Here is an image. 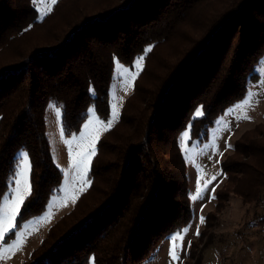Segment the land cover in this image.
<instances>
[{
	"label": "trees",
	"instance_id": "trees-1",
	"mask_svg": "<svg viewBox=\"0 0 264 264\" xmlns=\"http://www.w3.org/2000/svg\"><path fill=\"white\" fill-rule=\"evenodd\" d=\"M141 56L119 121L97 144L91 183L26 264H144L186 227L192 208L178 138L189 130V144L207 142L259 82L264 0H58L43 20L32 0H0V193L21 152L33 164L34 194L18 229L46 211L63 182L47 133L50 102L63 105L66 138L92 105L107 120L115 61L131 67ZM257 128L222 162L245 203L264 195Z\"/></svg>",
	"mask_w": 264,
	"mask_h": 264
},
{
	"label": "rangeland",
	"instance_id": "rangeland-1",
	"mask_svg": "<svg viewBox=\"0 0 264 264\" xmlns=\"http://www.w3.org/2000/svg\"><path fill=\"white\" fill-rule=\"evenodd\" d=\"M49 6L52 7L48 3L38 4L39 13ZM132 66L128 68L131 69ZM143 66L144 60L142 61V69ZM256 72L260 76V80L259 82L250 84L248 88V92L251 91L256 94L253 100V106L245 109L247 115L251 117L250 120L237 119V116L242 115V112L228 115L229 111L235 108L236 105L244 102L245 97L244 100L232 106L218 118L215 126L210 131L207 142L202 145H191L187 141V138L185 140L187 146L194 149L193 155L196 157L197 163L204 168V172L201 174V186H203L206 180H211V177L217 172H222V175L218 176L217 180L213 181L209 186L210 188L215 187L214 193H207L203 200L196 202H193L190 198L192 219L186 225V227L190 226L187 234L185 235L182 231L180 232L181 235H185L184 249L180 251V260H172L169 255L171 247L169 237L172 236L170 235L162 241L158 250L144 264H264V195L259 201L245 203L241 198L231 192L233 191V186L228 187L230 184L226 182V175L222 169V162L226 156L229 160H234L232 155L236 141L244 143L245 139L250 135V132L260 124L262 126L255 131L256 133L258 131L264 132V87L261 86L264 85V58L256 67ZM134 82L131 87H128L126 92L120 89L117 90L118 100L116 102L118 105L119 119L123 105L133 91ZM116 83L117 81L112 78L110 85V116L112 86ZM46 121L53 160L56 167L64 176L60 187L61 189L66 182L65 170L69 167L68 149L60 138V126L56 122L54 111L49 106L46 110ZM225 123L230 127V131L224 130ZM105 133L100 136V139ZM65 139L70 140L71 137H65ZM214 139L220 152L223 153L222 156L216 153L215 149L211 147ZM205 144L209 145L206 150L204 149ZM228 145L232 147L229 148ZM203 151H206L207 154L200 155ZM186 167L190 197V195L196 194L198 170L195 165L189 162H186ZM232 179L234 180L233 177ZM88 186L89 184L81 192L79 190V182H77L76 193H78V197L87 190ZM60 189L52 196L43 214L27 221L18 229L19 232L27 231L28 233L26 235V243L23 245L22 250L16 252L11 258L0 261V264H26L30 260L32 253L41 245L50 228L61 217L72 210L78 198L74 203L69 198L67 200V206H63L62 200L57 199V197H63ZM219 190L221 194L220 200L217 202V198L210 199L212 195L216 197ZM52 202H55L54 207H52ZM50 207L53 212L50 220L37 226L35 222L41 217L46 216ZM201 208H203V211H201ZM209 214L211 218L210 224L206 228V219ZM200 216L205 217V223H200ZM197 228H199L200 236L196 235ZM189 241L191 242L190 247L188 246ZM179 243L180 241L177 239L176 244L179 245Z\"/></svg>",
	"mask_w": 264,
	"mask_h": 264
},
{
	"label": "snow or ice",
	"instance_id": "snow-or-ice-1",
	"mask_svg": "<svg viewBox=\"0 0 264 264\" xmlns=\"http://www.w3.org/2000/svg\"><path fill=\"white\" fill-rule=\"evenodd\" d=\"M34 5L41 3H48L51 6L57 5L58 0H32ZM52 11V7H47L45 10L39 13V18L44 19L45 16L49 15ZM152 51V47H149L145 50V55ZM144 56L139 57L132 68L124 66L118 60L115 61V70L113 79L117 81L116 84L112 86V102H111V116L105 121L102 117L98 115L95 105H92L88 112L86 113L87 122L83 124L82 129L79 133L72 134L71 139H65L66 130L63 126V105L58 104L53 101L50 102L49 108L54 111L56 116V122L60 126V138L68 149L69 155V167L65 170L66 182L64 187L60 189V192L63 194V197H57V199L62 200L63 206H67V200L71 198L74 203L78 198V193H76V185L79 182V190L82 192L84 188L91 183V180L88 178V173L91 169L92 160L97 155L96 144L100 139V136L104 132L110 131L116 122L119 120V111L117 105V90L127 91L128 87L132 86V83L139 76L140 71H142V61ZM134 69V70H133ZM121 85L123 86L121 88ZM264 87V85H261ZM89 92L94 96L95 89L90 86ZM255 93L249 91L247 93L246 99L243 103L236 105L235 108L229 111L228 115L233 113L242 112V115H238L237 119L240 120H250L251 117L247 115L246 108H251L253 106V100ZM258 103V102H257ZM197 117H203L204 111L201 106L195 113ZM189 125V129H191ZM225 131H230V127L225 123ZM191 142L190 131L186 130L181 133V136L178 138V142L181 146V151L185 155L186 162L192 163L197 167L198 175L196 180V194L190 195V198L193 202L198 200H203L205 194L214 193L215 187H209L213 181L217 180V177L222 175V172H217L211 177V180H206L201 186V174L204 172L202 165L197 163L196 157L193 155L194 149L187 146L185 140ZM209 145L205 144L204 149L206 150ZM215 149L216 153L223 155L220 152L219 148L215 143L211 145ZM231 148V145H228ZM207 152L203 151L200 155H206ZM219 163V161H217ZM33 173V164L30 160L29 154L26 151H23L19 154L15 168L10 175L6 190L0 193V261L6 260L14 256L16 252L21 251L23 245L26 243L27 231L19 232L18 228L19 218H22L23 211L22 208L26 209V201L30 196L34 194V183L32 179ZM218 186V185H217ZM214 195L210 196V199H215ZM55 206V202H52V207ZM203 211V208H201ZM53 212L51 207L49 208L48 214L44 217H41L35 223L40 225L41 223L47 222L50 220ZM200 223H205V217L200 216ZM189 227H185L181 231L186 235L189 231ZM185 235H181L180 232H177L169 237L171 244L169 255L172 260H180V251L184 249V239ZM196 235L200 236L199 228L196 230ZM177 239H179V245L176 244ZM188 246H191V242H188ZM94 264V261H93Z\"/></svg>",
	"mask_w": 264,
	"mask_h": 264
}]
</instances>
